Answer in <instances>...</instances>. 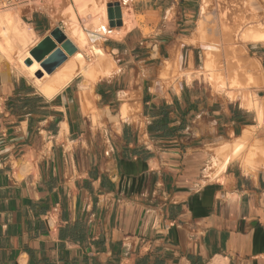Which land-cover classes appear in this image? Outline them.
Listing matches in <instances>:
<instances>
[{
	"label": "crops",
	"instance_id": "crops-1",
	"mask_svg": "<svg viewBox=\"0 0 264 264\" xmlns=\"http://www.w3.org/2000/svg\"><path fill=\"white\" fill-rule=\"evenodd\" d=\"M198 1L112 0L133 26L89 89L48 98L0 54V264H264V78L261 117L204 80ZM68 3L14 8L30 49Z\"/></svg>",
	"mask_w": 264,
	"mask_h": 264
},
{
	"label": "bare ground",
	"instance_id": "bare-ground-1",
	"mask_svg": "<svg viewBox=\"0 0 264 264\" xmlns=\"http://www.w3.org/2000/svg\"><path fill=\"white\" fill-rule=\"evenodd\" d=\"M68 1L69 14L67 15V26H70V28L68 27L69 31H64V34L76 46L77 50L71 56H68L67 60L58 66L52 73L45 72L40 67L39 62L31 56L29 52L30 48L27 47V45L30 40L35 38V34L29 25H26L20 21L18 9L8 8L0 10L1 56L4 57V59H17L20 64L17 68L18 71L26 72L31 78L33 84L38 88L37 90H39L48 98H51L59 93L76 77H82L80 86L83 90H85L89 89L91 87V83H94V81L97 79L99 80L102 77L108 78L113 74V72L117 71V67L114 66L111 57H108L109 54L107 55L105 52L103 53L101 48H99V43L107 36L120 37L133 26L131 8L129 5L123 6L122 28L119 30H114V32H110L106 26L107 14L104 3H102L101 8H99V6L96 4L97 1L95 0V7L90 9L91 12L100 9V16L92 19L90 29H88L82 24L81 20L84 19L81 17V15H83L84 11H86V0ZM208 6V0H202L199 8L200 19L198 21V28H201L202 21L207 13ZM91 27L96 28L97 30H94ZM245 37L251 43L264 42V32L254 31L251 29L246 32ZM202 44V49H204V62L203 68L199 70L205 75L204 78H207V80L212 84V86H215V88L220 89V91L224 90V92H226L231 98H234L238 94L242 96V100H246L247 107L255 108L261 117L262 109L259 105V102L257 101V98H255L254 94L249 93V91L246 92V89H251L253 86H245L238 80L241 70L233 69L228 64L216 66L214 60V50L210 48L206 42L200 43V45ZM88 55H91L92 57L90 56L89 59ZM27 59L31 60L30 64H26L25 61ZM247 68L254 71L257 70L258 67L255 64H249ZM39 71L44 74L42 77L37 76ZM227 74H230V76L227 77ZM189 75H186L187 80L188 78L191 79ZM252 81L254 82V80ZM124 93L120 94L121 97H123L122 99H124V96L126 95ZM120 114L122 118H127L126 110L123 104L121 106ZM242 147L243 143L241 141L235 142L232 153L234 155H238L241 152ZM227 161L228 157L226 156L222 167L225 166ZM210 264L227 263L222 257H216L211 261Z\"/></svg>",
	"mask_w": 264,
	"mask_h": 264
},
{
	"label": "rangeland",
	"instance_id": "rangeland-1",
	"mask_svg": "<svg viewBox=\"0 0 264 264\" xmlns=\"http://www.w3.org/2000/svg\"><path fill=\"white\" fill-rule=\"evenodd\" d=\"M94 1L95 0H86V11H84L83 15H81V17L84 18L81 19L82 24L88 29H90L92 19L100 16V9L91 12L90 8L95 7ZM111 1L112 0H100L97 1L96 4L99 6V8H101V4L104 3L105 9H107V2ZM198 2L201 4L202 0H199ZM208 2L209 6L207 8V13L202 21L201 28H198L200 40L202 42L208 43V45L210 44L215 46L213 47V50L215 52L214 60L216 66L228 64L233 69L241 70L238 80L245 86L252 85L253 87H251V89H246V92L249 91L251 94H256L260 91L263 85L262 81L264 78V67L260 64V62L251 58L254 56L252 53L254 49L251 48L252 43L246 39L245 34L251 29L254 31L264 32V0H208ZM68 11V7L62 10L63 30L66 32H68L70 28V26H67V15L69 14ZM196 19L197 22L198 19H200L199 10L197 11ZM106 26L108 29V19ZM113 28L117 29L119 27L114 26ZM201 34L203 35L204 40L201 37ZM33 42L34 39L30 40L27 47H30ZM101 51L103 50L101 49ZM199 51L203 61V49L199 47ZM90 56L91 55H88V58ZM6 59L10 61L15 69L19 67L20 64L17 59ZM251 61H254L253 63H255V65L258 67L257 70L253 71L247 68L248 64H252ZM17 72L26 76L28 79H30V81H32L26 72H19L18 70ZM43 75L44 74L42 72L40 75L37 73V76L42 77ZM226 76L229 77L230 74H227ZM80 80L81 78H78L76 79V82H80ZM204 80L207 81L205 78ZM252 80H254V82ZM237 141H241L244 147V139Z\"/></svg>",
	"mask_w": 264,
	"mask_h": 264
},
{
	"label": "water",
	"instance_id": "water-1",
	"mask_svg": "<svg viewBox=\"0 0 264 264\" xmlns=\"http://www.w3.org/2000/svg\"><path fill=\"white\" fill-rule=\"evenodd\" d=\"M107 19L110 27L122 24L121 9L118 2L107 4ZM77 50L64 32L56 27L48 35L44 36L35 46L30 49L31 56L39 62L40 67L47 73H52L58 66L65 62ZM31 60H26L30 64ZM41 71L38 72V75Z\"/></svg>",
	"mask_w": 264,
	"mask_h": 264
},
{
	"label": "built area",
	"instance_id": "built-area-1",
	"mask_svg": "<svg viewBox=\"0 0 264 264\" xmlns=\"http://www.w3.org/2000/svg\"><path fill=\"white\" fill-rule=\"evenodd\" d=\"M36 0H0V10L33 4Z\"/></svg>",
	"mask_w": 264,
	"mask_h": 264
}]
</instances>
